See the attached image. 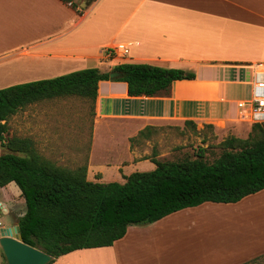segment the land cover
Returning a JSON list of instances; mask_svg holds the SVG:
<instances>
[{"label": "crops", "instance_id": "obj_1", "mask_svg": "<svg viewBox=\"0 0 264 264\" xmlns=\"http://www.w3.org/2000/svg\"><path fill=\"white\" fill-rule=\"evenodd\" d=\"M118 45L127 47L125 56L106 52ZM119 63L180 68L195 76L172 81L167 95L150 97L128 96L123 81L97 82L83 136L72 138L78 130L71 126L48 141L58 145L60 158H77L75 144L87 143L85 178L92 182L121 183L142 161L154 167L140 148L154 127L248 121L237 102L250 96L252 65L264 66V0H0V77L9 78L0 88L83 68L108 72ZM63 97L80 96L52 98ZM68 109L79 116L77 106L49 102L32 117L66 119L60 112ZM117 140L121 158L109 154ZM18 195L13 182L0 186L6 210H0V226L15 225L23 213ZM261 254L264 188L235 202L205 201L130 224L110 245L74 249L50 264H241Z\"/></svg>", "mask_w": 264, "mask_h": 264}, {"label": "trees", "instance_id": "obj_2", "mask_svg": "<svg viewBox=\"0 0 264 264\" xmlns=\"http://www.w3.org/2000/svg\"><path fill=\"white\" fill-rule=\"evenodd\" d=\"M111 70L120 72L115 80L125 82L128 96L167 95L172 81L195 76L147 63H119ZM108 72L83 68L0 88V145L7 149L0 153V186H17L24 206L16 222L20 239L51 256L47 264L74 249L110 245L130 224L149 223L205 201L235 202L264 188V122L252 123L245 138L222 139L221 152L210 163L200 154L171 161L151 157V170L133 171L121 183L88 181L84 165H57L40 155L28 138L4 142L5 121L17 110L66 95L92 103L97 82L107 80ZM241 264H264V254Z\"/></svg>", "mask_w": 264, "mask_h": 264}, {"label": "rangeland", "instance_id": "obj_3", "mask_svg": "<svg viewBox=\"0 0 264 264\" xmlns=\"http://www.w3.org/2000/svg\"><path fill=\"white\" fill-rule=\"evenodd\" d=\"M7 80L9 78L0 77V82ZM49 102H63L64 104L77 106L80 108L79 116L77 115V111L74 112L70 111L72 109H68L69 111L60 112V115L66 119L54 118L52 121L41 119L39 116L33 119L32 113L36 110L38 115H40L41 105ZM90 105V100L86 98L63 97L42 100L36 102L34 105L25 106L9 116L5 121L6 130L2 133L3 140L5 142L6 139L11 137L32 139L35 150L49 161L70 169L82 166L84 165L86 156L87 143L75 144L78 146L76 149V154H79L77 158H73L70 153H67V157L60 158L57 152L58 145L49 143L48 141L52 137L61 136L65 131L64 129L71 126L78 130V134H74L73 131L70 132V135H74L72 138L77 137L80 133L83 136L88 128L85 117L87 115L85 113H88L90 110ZM251 124L249 121H234L228 125L220 124L217 128H213L210 124H203L197 127L192 124L182 127L177 125H160L153 129H147L146 135H150V141L142 143L140 148L145 153V156H157L158 160L192 159L200 154L205 162L210 163L220 154L221 148L219 147V142L222 139L227 136L245 138L250 131ZM88 133L89 131L86 134ZM117 143V148L109 154L121 158L124 156L123 147L119 140H117ZM5 151L7 149L3 145H0V153ZM151 165L150 161L139 162L136 166V171L149 170L153 168ZM108 169L112 170L113 168L109 167ZM18 196L22 198L20 194ZM0 264H6L1 250Z\"/></svg>", "mask_w": 264, "mask_h": 264}, {"label": "water", "instance_id": "obj_4", "mask_svg": "<svg viewBox=\"0 0 264 264\" xmlns=\"http://www.w3.org/2000/svg\"><path fill=\"white\" fill-rule=\"evenodd\" d=\"M120 76V72L110 70L108 79L114 80ZM0 210L5 213L4 206ZM0 249L6 264H47L51 256L37 248L23 243L17 224L11 226H0Z\"/></svg>", "mask_w": 264, "mask_h": 264}, {"label": "built area", "instance_id": "obj_5", "mask_svg": "<svg viewBox=\"0 0 264 264\" xmlns=\"http://www.w3.org/2000/svg\"><path fill=\"white\" fill-rule=\"evenodd\" d=\"M108 54L123 57L127 54L125 45L110 47ZM250 96L246 101L237 102V106L245 110V117L250 123L264 122V66L260 63L252 65Z\"/></svg>", "mask_w": 264, "mask_h": 264}]
</instances>
